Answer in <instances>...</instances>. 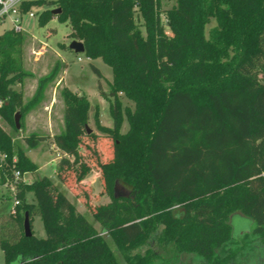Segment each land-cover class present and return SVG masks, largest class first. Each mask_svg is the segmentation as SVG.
<instances>
[{
  "label": "trees",
  "instance_id": "16d2710c",
  "mask_svg": "<svg viewBox=\"0 0 264 264\" xmlns=\"http://www.w3.org/2000/svg\"><path fill=\"white\" fill-rule=\"evenodd\" d=\"M35 5L47 8L41 27L53 19L68 24L86 57L112 69L113 128L106 131L115 139L114 157L100 168L113 201L96 207L94 218L117 251L92 227L85 236L47 231V238L26 237V213L31 225L33 216L46 219L41 204H26L28 193L53 187L44 177L20 181L15 213L0 214L5 264H122L118 254L126 264H177L184 254L200 257L202 264H237L244 241L233 239L234 214L254 221L253 236L264 246V0H176L166 11L161 0H36L24 2L22 12ZM54 7L62 12L54 15ZM213 19L216 26L207 35ZM25 41L14 30L0 36V114L11 123L17 109L12 87L22 81L14 56ZM120 93L134 109H123ZM63 97L65 130L54 143L79 163L91 105L68 89ZM125 118L129 130L122 134ZM0 136V151L8 158L0 166L3 186L14 179V156L13 170L24 173L32 164L22 151L13 152L7 135ZM42 141L27 139L31 148ZM62 163L71 165L66 157ZM90 172L81 164L77 181ZM120 182L134 198L115 197ZM156 232L158 252L132 255Z\"/></svg>",
  "mask_w": 264,
  "mask_h": 264
},
{
  "label": "rangeland",
  "instance_id": "374dc122",
  "mask_svg": "<svg viewBox=\"0 0 264 264\" xmlns=\"http://www.w3.org/2000/svg\"><path fill=\"white\" fill-rule=\"evenodd\" d=\"M175 5L176 0H161L162 11L169 10ZM54 9L57 8L54 7ZM46 10V7L35 5L29 12L24 13L28 15L33 12L35 18L27 20V29L22 32L26 36V41L21 47L19 55L14 56L18 65L21 66L22 79L21 83L12 87L17 92V109L13 115V123L6 116L0 114V133L3 132L11 139L14 153L22 151L32 164L29 171L24 173L19 171L23 182L32 183L44 177L53 182V187L39 191L38 194L28 193L26 196V204H41L45 210V220L41 216L32 217L34 236L47 238V231H51L54 235L60 231L75 232L85 236L92 227L105 237L113 251H117L112 238L102 233L101 225L94 218L96 207L106 206L113 201V192L112 195H109L105 191L100 168L101 163H108L114 157L115 139L106 131V129L113 128L111 115L113 98L109 97L113 84L112 69L102 59L91 60L86 57L85 53L76 54L70 49V44L75 39L71 37V27L68 24L53 19L46 26L41 27V15ZM136 17L143 35L146 36L143 18L138 15ZM161 19L165 32L172 36L164 13H162ZM215 26L216 20L213 19L207 27V35ZM10 30H12V25L7 20L5 24L0 25V36ZM92 65L101 71L102 78L93 72ZM54 73L55 75L52 77L51 75ZM65 89L84 96L91 105L87 127L92 132L90 134L87 132L82 137L79 163H75V157L64 155L54 143L55 137L65 130L63 97ZM119 98L123 109L127 107L134 109V103L128 100L123 93L119 94ZM0 102L1 109L5 101L0 100ZM23 109L25 111H22ZM18 113L21 115L20 130H17L15 124V117ZM96 113L99 117L98 122L95 119ZM128 130L129 123L125 118L121 133L126 134ZM39 137L43 138V141L38 147L31 148L27 139ZM65 157L71 161L70 166L62 163V159ZM7 160L6 154L0 151V166L4 167ZM17 162V156H14L12 173L18 172V170H13ZM81 164L89 165L91 172L82 182H78L77 177L81 172ZM116 189L119 195L135 197L132 188L124 182L118 183ZM15 206L16 202L12 191L0 186V214L11 213ZM53 215L57 220L55 226L51 219ZM1 219L4 221L3 218ZM231 223L233 239L237 243L244 241V247L238 252L239 255L235 262L237 264H263L264 246L258 237L253 236L254 221L234 214ZM157 235L158 232L139 244L132 250V255L144 256L149 250L158 252L160 246L156 240ZM245 235H248L247 239L242 240L241 238H244ZM118 259L122 264H126L121 254H118ZM201 261L198 256L184 254L177 264H202ZM0 264H5L4 253L1 249Z\"/></svg>",
  "mask_w": 264,
  "mask_h": 264
},
{
  "label": "built area",
  "instance_id": "2783aa9c",
  "mask_svg": "<svg viewBox=\"0 0 264 264\" xmlns=\"http://www.w3.org/2000/svg\"><path fill=\"white\" fill-rule=\"evenodd\" d=\"M26 1L27 0H0V25L5 24L6 21L9 20L12 25V30L17 33L24 32L27 29V20L35 18V13L33 12L28 15L22 12V5ZM20 181L23 180H21V173L18 171L14 172V179H7L3 185L14 194L16 206L11 213H15V208L20 204V201L17 199V186Z\"/></svg>",
  "mask_w": 264,
  "mask_h": 264
},
{
  "label": "water",
  "instance_id": "95a60500",
  "mask_svg": "<svg viewBox=\"0 0 264 264\" xmlns=\"http://www.w3.org/2000/svg\"><path fill=\"white\" fill-rule=\"evenodd\" d=\"M61 12H62L61 9L53 10L54 15H58ZM70 49L72 51H74L76 54H84L85 53V45L83 42H80V41L74 40L70 44ZM20 120H21V115L18 113V114H16V117H15V123H16V127L18 130L21 129ZM87 131H88V134H90L92 132L88 127H87ZM123 196H127V195H119L117 189L115 190V197L116 198L123 197ZM24 231H25L26 237H28V238H30L34 235L29 213H26V215H25Z\"/></svg>",
  "mask_w": 264,
  "mask_h": 264
}]
</instances>
